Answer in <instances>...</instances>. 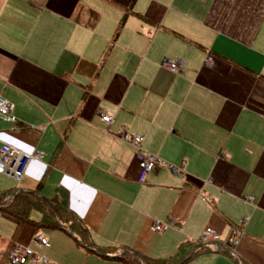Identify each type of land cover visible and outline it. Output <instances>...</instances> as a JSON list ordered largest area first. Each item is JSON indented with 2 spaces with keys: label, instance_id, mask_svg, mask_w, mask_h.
Masks as SVG:
<instances>
[{
  "label": "crops",
  "instance_id": "crops-1",
  "mask_svg": "<svg viewBox=\"0 0 264 264\" xmlns=\"http://www.w3.org/2000/svg\"><path fill=\"white\" fill-rule=\"evenodd\" d=\"M133 1L0 0V98L20 122L0 118V148L44 155L19 182L0 171V194L65 193L109 256L168 259L210 228L226 253L188 264H264V0ZM121 129L166 163L145 182ZM0 213V264L16 244L46 264H123ZM156 221L173 226L156 234Z\"/></svg>",
  "mask_w": 264,
  "mask_h": 264
},
{
  "label": "built area",
  "instance_id": "built-area-1",
  "mask_svg": "<svg viewBox=\"0 0 264 264\" xmlns=\"http://www.w3.org/2000/svg\"><path fill=\"white\" fill-rule=\"evenodd\" d=\"M213 63V58L208 57L206 65L209 67ZM161 66L166 70L178 74L181 72L183 61L180 59H164ZM13 105L7 100L0 98V118L10 121L14 126L19 127L20 122L13 116ZM101 120L109 125L112 118L108 115H101ZM120 138L126 142L132 144L137 150V161L139 168L141 170L140 180L145 182L148 175L155 171L157 166H165L166 163L159 159L158 157L152 156L141 149V144L143 142V137L139 135L128 136L124 129L119 131ZM44 155L41 152L25 153L13 146L3 145L0 148V171L12 176L16 181H21L26 169L30 162L41 161ZM170 170L179 175L182 168L169 166ZM172 223H162L154 222L151 231L156 234H163L166 230L172 227ZM200 241L204 244H211L216 250H219L220 246L218 242L220 241V236L212 229L208 228L204 231ZM34 243L39 248H49L50 243L46 237L41 234L34 236ZM230 246L236 245L235 239H230L228 241ZM8 261L10 264H46L47 259L39 254H37L30 247L16 244L8 255Z\"/></svg>",
  "mask_w": 264,
  "mask_h": 264
},
{
  "label": "trees",
  "instance_id": "trees-1",
  "mask_svg": "<svg viewBox=\"0 0 264 264\" xmlns=\"http://www.w3.org/2000/svg\"><path fill=\"white\" fill-rule=\"evenodd\" d=\"M124 22L125 20L121 22V27ZM9 196V194H0V210L7 216L18 221V230L24 225H34L36 228L47 229L62 228L89 251H95L91 245L88 230L69 209L65 193H63L62 197L58 195L50 201H43L31 193L23 192H17L11 198H9ZM34 210L41 211L43 215L39 223L30 220V214ZM219 248V250H216L213 245L204 244L199 241L198 243L181 247L174 256L163 260L142 257L132 251H124L120 255L115 256H109L105 254V251L95 252H98L104 258L118 260L123 264H188L201 255L226 253L225 250H222L221 246Z\"/></svg>",
  "mask_w": 264,
  "mask_h": 264
},
{
  "label": "rangeland",
  "instance_id": "rangeland-1",
  "mask_svg": "<svg viewBox=\"0 0 264 264\" xmlns=\"http://www.w3.org/2000/svg\"><path fill=\"white\" fill-rule=\"evenodd\" d=\"M6 223H7V222H6L5 218H4L3 215L0 213V231H1L2 235L6 234V231H5V230H7V229L5 228ZM1 240H2V237H1V235H0V248H1V246H2V242H1Z\"/></svg>",
  "mask_w": 264,
  "mask_h": 264
}]
</instances>
